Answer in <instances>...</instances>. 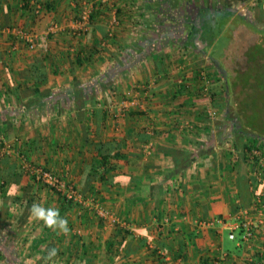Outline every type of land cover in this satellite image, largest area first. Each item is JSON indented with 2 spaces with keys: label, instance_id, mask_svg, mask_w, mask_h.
I'll list each match as a JSON object with an SVG mask.
<instances>
[{
  "label": "crops",
  "instance_id": "obj_1",
  "mask_svg": "<svg viewBox=\"0 0 264 264\" xmlns=\"http://www.w3.org/2000/svg\"><path fill=\"white\" fill-rule=\"evenodd\" d=\"M225 2L236 12H218L224 20L209 26L217 34L207 54L185 49L170 33L159 37L166 12L175 13L185 16L183 33L204 46L205 14L212 3L216 10ZM85 8L94 17L83 25ZM247 11L250 21L240 17ZM53 22L58 28L49 34L50 50L29 48L23 33L43 35ZM255 31L264 33V0H0V153L6 144L14 148L4 157L8 163L0 159V174L11 164L22 171L26 162L53 170L87 195L96 192L94 203L66 210L65 234L47 229L30 213L34 202L58 208L56 193L27 175L10 182L6 188L13 194L0 192V264H12L13 254L24 264H76L77 254L92 258L88 264H161L144 237L180 264H201L206 257H216L215 264H251V258L262 256V235L253 247L240 246L228 239V228L198 224L232 220L252 203L251 168L241 161L230 132L246 124L235 98L243 86L234 80L248 71L241 36L251 42ZM223 34L229 36L225 51L236 47L235 64L231 53L217 56ZM44 56L47 76L37 81L24 73ZM207 61L218 73L211 85L224 88L213 102L226 104L217 110L228 118L207 116L198 79ZM135 97L133 104L124 103ZM108 141L121 151L112 157L109 173L113 181H124L114 184L101 178L105 165L94 168L102 160L99 146ZM172 148L189 150L193 162L183 176L164 180L175 166ZM92 169L97 173L89 175ZM243 175L249 177L248 199ZM98 205L131 231L117 237L121 245H112L115 227L98 214ZM50 245L58 251L46 261Z\"/></svg>",
  "mask_w": 264,
  "mask_h": 264
},
{
  "label": "trees",
  "instance_id": "obj_2",
  "mask_svg": "<svg viewBox=\"0 0 264 264\" xmlns=\"http://www.w3.org/2000/svg\"><path fill=\"white\" fill-rule=\"evenodd\" d=\"M242 1H248V0H242ZM223 6H224V8H221V9L219 8V9L213 10L216 7V3H212L210 5V9H208L209 14L208 13L205 14V16H206L205 18L208 21L207 22L208 24L206 23L207 29L204 30L203 35L200 36L201 37L200 40L201 41L203 40L204 46H202V45L198 46V44H195V40H194L195 38H193V37L190 38L189 35L186 36L183 33L182 26L185 23V16L184 15H176L175 13L174 14H171V13L168 14L166 12V15L163 17L164 20H162V23H163L162 29L158 33V35H159V37L162 35L167 36L168 33H170L172 36H174L173 38L178 39L179 43H181L185 49L190 48L193 51L198 50V51H201L202 53L207 54L206 46L210 43V41L215 40V36L217 34V31H214L211 29L212 24L216 23V25L219 26V24H217V23H219L218 21L224 20V17H222L220 14H218V12L222 11V12H224V15L236 12V9L233 8L231 2H225V3H223ZM93 17L94 16L91 13V19H93ZM240 17H242V19L245 18V19H248L250 21L248 14H245V15L241 14ZM252 23H256V21H253ZM257 24H258V22H257ZM210 25H211V27H209ZM221 27H219V28L222 29ZM220 29H218V30H220ZM79 33L81 34L82 31H80ZM253 33L256 35L253 36V38H252V40H253L251 43L252 45L256 42H263L264 41V40H260L261 38L264 39V34H262V32L255 31ZM179 35H182V37H180ZM244 35L246 36L247 34H244ZM199 47H200V49H199ZM49 50L50 49L44 50V51L47 52ZM76 57H77L76 59L78 60V64L79 65L83 64V59L79 53L76 55ZM45 60H46L45 56L42 59H38V60L36 59V61L32 64L31 67L23 69L24 73L27 72L29 75H32L33 77L37 78V81L40 78H44L45 76H47V72H48V65L44 62ZM246 66H247V61H246ZM208 74L210 76H212L211 70L208 71ZM219 79L222 81V78H219ZM249 79H253V78L249 77ZM209 91H210L211 96L213 97V100H214V98L216 100L218 93L223 92L224 88H222V86L218 87L214 83V85L210 86ZM224 105H226V104L224 102H222V100L213 102V106L218 110L223 109ZM33 106H34V104H33ZM28 110H30L29 106H28ZM28 110H27V113H28ZM222 118H228V116L224 115V116H222ZM246 128H247L246 124L244 125L243 123H241V126L238 129H233V131L230 132V135H233V137L237 139V141H235V147L237 150H239L241 152V161L245 160L247 157L246 152H245V148L249 147L247 145V142L250 141V139H252V137H254L253 136L254 134L251 132H248ZM138 136L140 139H146L147 138V135L145 133L144 134L138 133ZM104 147H105V151L103 150ZM99 148H101L103 151L102 160L95 162L94 168L96 166H99V165H105V167H107V169L105 170L106 172H104L102 174L101 178H105L109 184H114V183L124 181L122 179H118L116 181H113L112 176H110V173H109L111 171L110 163H111L112 157L113 156L119 157L120 153H121L120 150L115 151V149L117 148V145H114L111 141H108V142H106L105 145H104V143L101 144L99 146ZM169 151H171V153L173 154L175 166H174L173 170H171V172H169V174H167L165 176L164 180L174 178L176 176H183L185 171H187V169L190 167L191 163L193 162V153L190 152L189 150H181L179 148H172ZM7 155L8 154H4L0 157L3 164L8 163V161H9L8 158L4 159V157H6ZM31 165L36 166V167H42V166L35 165V164H31ZM42 168L50 170L49 168H45V167H42ZM51 171H53V170H51ZM91 172L92 173L91 174L89 173V175H93L94 173H97V171L95 169H92ZM24 175H27L33 182H36V183L40 184L41 186H45L46 188H48L49 190H51L52 192H54L58 195L60 204H59L57 209H59L61 217L65 216V212L67 209L73 207L75 204H77V205L79 204L78 202H75L73 200H68L67 196L62 191H56L53 187H50V186L43 184L40 181H38L36 179L35 175L34 174L32 175L24 167L22 168V171H17V166L15 164L9 165L4 170V172H2L0 174V192L2 194H4L5 197L12 195L13 194L12 190H10V188H6V187L10 184V182L16 183V181H18V179ZM105 175L107 178L105 177ZM113 177H115V175ZM63 178H65V177H63ZM88 179L90 180L91 178L89 177ZM135 180H136V178H135ZM135 180L133 178H131V181H135ZM240 181L241 182L243 181V183L245 182V185H243V187L246 188L244 190H245V195L247 196V199H248V197H249V190H248L249 189V184H248L249 177L247 175L240 176ZM68 182L73 184L70 180H68ZM162 183L163 182L159 183L160 193H159L158 199L162 198ZM11 189H12V187H11ZM80 191L85 195L86 198H89V199L93 198L96 200V198H95L96 192H89V195H87L88 194L87 190H80ZM15 199H17V198H14V200ZM78 206H80V205H78ZM5 208H7V207H5ZM113 226L115 227V230H116L115 231L116 238H115V240L112 241V245L115 247L116 245H121L120 244L121 242L119 240H117V237L119 235H122V234H124V235L129 234L131 231L129 230V228H126L124 225H121L119 223H115V224H113ZM2 227H4V225H2ZM46 228L50 229L48 227H46ZM228 239L231 240L229 238V236H228ZM142 242H144L148 248L152 249L153 253L158 255V259L161 262V264H165L164 259L166 258V255L162 254L159 247H152L150 245L147 237H144ZM49 249H52V245L49 246ZM47 253H48V251L45 252L43 259H46ZM129 253L130 252L127 251L126 254H129ZM3 257H5V255H2L1 259ZM179 257L182 258V256H179ZM263 257H264V254H262V256H260V257L258 255H256V258L253 261H250V263L251 264H264V262L262 260ZM10 258H11L10 261L12 264H24V262L21 261L20 257L17 254L11 255ZM91 261H92V258L87 257L85 255L82 256V255L77 254L73 258V262H75L76 264H88ZM215 263H216V257H206V258L201 260V264H215ZM221 264H223V263H221Z\"/></svg>",
  "mask_w": 264,
  "mask_h": 264
},
{
  "label": "built area",
  "instance_id": "obj_3",
  "mask_svg": "<svg viewBox=\"0 0 264 264\" xmlns=\"http://www.w3.org/2000/svg\"><path fill=\"white\" fill-rule=\"evenodd\" d=\"M91 13V8H85L83 10L81 16L83 25L87 24L90 21ZM57 28L58 25L53 22L43 35L41 34L37 36L36 34L26 32L23 33L22 37L26 40L29 48L35 49L38 46L43 50H48L50 46L49 34L53 31H56ZM83 28L84 27H82V29ZM115 31L116 28L113 24L109 30V37H114ZM198 79L202 84L203 95L207 99V116L210 119H215L217 118L219 111L212 105L213 97L209 93V89L212 84L211 76L204 69H199ZM145 92H148L147 88ZM135 100L136 97L131 99V102L124 101V103L133 104ZM13 149L14 148L10 144H6L3 148V151L0 153V157L4 154H8ZM245 152L247 156L245 161L250 165V174L252 176L251 184L253 196L251 205L241 208L232 220H226L224 218L200 219L198 220V224L201 227L220 226L228 228V236L231 240H236L237 244L240 246L242 244H247L250 247H253L259 235H262V237H264V149H262L260 146H249L245 148ZM23 167L32 175L34 174L36 179L41 183L53 187L56 191H62L63 193H65L68 200H73L75 202H78L79 204L84 205L88 201L94 203L93 199L86 198L78 188H76L73 184L68 182L66 178H63L59 174L42 167L33 166L26 162ZM96 209L98 214L103 219L110 221V223H121L119 218L105 206L98 205ZM254 259L255 258L253 257L250 259V261H253ZM165 264H180V261L174 262V260L167 255Z\"/></svg>",
  "mask_w": 264,
  "mask_h": 264
},
{
  "label": "rangeland",
  "instance_id": "obj_4",
  "mask_svg": "<svg viewBox=\"0 0 264 264\" xmlns=\"http://www.w3.org/2000/svg\"><path fill=\"white\" fill-rule=\"evenodd\" d=\"M232 5L234 4L232 3ZM247 12L248 13L246 14H248L250 18L249 11ZM241 37L244 40V41H241L243 43L242 44L243 48L244 46H246V50L243 49V51H245V57H246L245 60L247 59L246 67L248 71L239 73L238 78L234 80L236 83H239L240 85L243 86L241 95H236L235 98L239 99V103L237 105H240V106H238V110L241 109L240 111H242L247 117L246 119L247 131L254 134L253 135L254 137H252V139H250V141L247 142V145L250 147L260 146L262 149H264V41L256 42L252 45L251 43L253 40L249 42L250 37H247V35L245 36L244 34ZM228 39H229L228 35H224V34L221 35L220 40H218V42L216 43L215 51L218 57H221L222 55L226 53L227 54L231 53V56H233L231 58V61L232 63L235 64L237 56L233 50L236 47L228 48L230 50L227 49L225 51V46L227 45V42L229 41ZM260 40H264V39L261 38ZM202 69H204L207 73L208 71L211 70L213 77L215 75L216 77L218 76V73L216 74L212 70V64L209 61L205 63ZM249 77L253 79H249ZM143 86L144 85H142V88ZM141 90L143 91V89ZM220 117L222 119V115L219 113L217 118H220ZM233 241L237 242L236 240H233Z\"/></svg>",
  "mask_w": 264,
  "mask_h": 264
},
{
  "label": "clouds",
  "instance_id": "obj_5",
  "mask_svg": "<svg viewBox=\"0 0 264 264\" xmlns=\"http://www.w3.org/2000/svg\"><path fill=\"white\" fill-rule=\"evenodd\" d=\"M31 215L44 225L53 230H59L65 234L69 232L67 219L61 217L59 209L54 207H44L39 203H33L30 209ZM57 249L52 248L48 250L46 261H52L57 255Z\"/></svg>",
  "mask_w": 264,
  "mask_h": 264
}]
</instances>
